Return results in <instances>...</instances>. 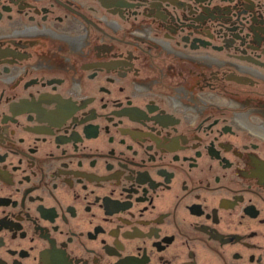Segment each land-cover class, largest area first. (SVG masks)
<instances>
[{
	"label": "flooded vegetation",
	"instance_id": "1",
	"mask_svg": "<svg viewBox=\"0 0 264 264\" xmlns=\"http://www.w3.org/2000/svg\"><path fill=\"white\" fill-rule=\"evenodd\" d=\"M0 264H264V0H0Z\"/></svg>",
	"mask_w": 264,
	"mask_h": 264
}]
</instances>
